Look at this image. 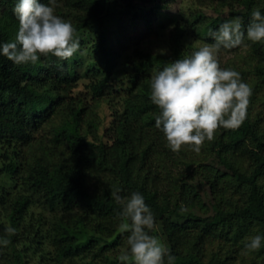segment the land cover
<instances>
[{
	"label": "trees",
	"instance_id": "obj_1",
	"mask_svg": "<svg viewBox=\"0 0 264 264\" xmlns=\"http://www.w3.org/2000/svg\"><path fill=\"white\" fill-rule=\"evenodd\" d=\"M177 1L57 0L80 44L71 58L0 55V237L10 241L0 264H121L128 221L117 191L144 195L174 264H264V247L244 248L264 234V42L219 51L252 93L242 124L219 127L199 152L167 146L149 88L155 70L211 43L225 20L246 26L264 0L168 11ZM16 2L0 0V42L15 39ZM161 36L167 53L141 49ZM101 103L114 108L108 123Z\"/></svg>",
	"mask_w": 264,
	"mask_h": 264
},
{
	"label": "clouds",
	"instance_id": "obj_2",
	"mask_svg": "<svg viewBox=\"0 0 264 264\" xmlns=\"http://www.w3.org/2000/svg\"><path fill=\"white\" fill-rule=\"evenodd\" d=\"M57 0H17L14 14L18 29L13 41L0 42V55L14 64H36L48 54L71 58L79 49L76 29L70 20L56 13ZM211 43H204L183 58L157 69L150 77V102L159 109L155 127L163 134L167 146L179 151L188 145L195 152L206 140H212L219 127L236 128L246 116L252 89L231 67H221L218 53L245 41L264 42V12L259 8L245 26L241 17L225 20L210 31ZM160 49V52H165ZM120 224L127 233L117 259L121 264H174L175 257L166 244L153 234L155 216L138 191L121 196ZM14 233V228H8ZM10 241L0 237V245ZM264 247V234H256L244 245L245 250Z\"/></svg>",
	"mask_w": 264,
	"mask_h": 264
},
{
	"label": "rangeland",
	"instance_id": "obj_3",
	"mask_svg": "<svg viewBox=\"0 0 264 264\" xmlns=\"http://www.w3.org/2000/svg\"><path fill=\"white\" fill-rule=\"evenodd\" d=\"M186 1L187 0H178L177 2L172 4V6L168 9V11L172 12V11L177 10L178 8L183 7L185 5ZM140 47H141L142 50L149 51V52H152V53L165 54V53L168 52L167 48H166L165 37H163V36L158 37V38H153V39H147V40L143 41L140 44ZM160 49H165L166 51L161 53ZM127 59L128 58H126V56L122 57V64L123 63L124 64L122 66V70H121L120 76L123 77V78H125L126 73L129 71L128 68H127V65H126L127 64ZM99 106L100 107L98 109V112H99V115L101 116V120L103 122L106 121V123H108L111 120V112H112V109H114V108L110 109V107H108V105L106 103H101ZM8 186L10 187L11 184H8ZM158 237L164 242L163 236L158 234Z\"/></svg>",
	"mask_w": 264,
	"mask_h": 264
}]
</instances>
